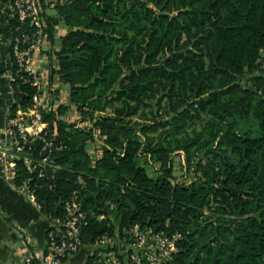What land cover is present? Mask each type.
<instances>
[{
	"label": "trees",
	"instance_id": "obj_1",
	"mask_svg": "<svg viewBox=\"0 0 264 264\" xmlns=\"http://www.w3.org/2000/svg\"><path fill=\"white\" fill-rule=\"evenodd\" d=\"M55 5L57 18L44 16L51 38L59 21L68 26L56 56L71 102L89 99L100 111L109 104L112 113L95 118L105 144L93 163L88 132L47 115L55 142L62 143L52 151L58 166L38 176L19 164V177H32L41 209L53 216L57 205L60 215L62 201L79 188L90 239L114 222L149 225L180 233L167 264H264V73L241 82L264 61V0ZM14 25L13 18V31ZM24 28L33 25L27 21ZM13 85L28 106L36 86L18 78ZM194 119L202 120L201 130L179 134ZM202 137L203 145L224 149L213 158L216 166L173 182L166 166L172 150L188 151ZM41 143L34 140L35 152ZM147 155L160 162L154 173L142 161Z\"/></svg>",
	"mask_w": 264,
	"mask_h": 264
},
{
	"label": "built area",
	"instance_id": "obj_2",
	"mask_svg": "<svg viewBox=\"0 0 264 264\" xmlns=\"http://www.w3.org/2000/svg\"><path fill=\"white\" fill-rule=\"evenodd\" d=\"M65 1L10 0L15 25L10 65L3 72L7 94L0 119V173L13 188L37 204L32 177L20 178L19 164L23 163L29 171L37 169L38 176L47 175L49 167L58 166L52 151L61 148L62 143L55 142L45 115L55 106L50 102L43 105L45 80L37 67L36 54L49 40L44 12ZM27 21L33 25L31 30L24 28ZM17 78L36 86L26 107L15 93L13 83ZM36 139L42 141L37 155L33 144ZM61 205V214L48 226L41 246L35 245L26 231L17 232L20 243L28 248L21 264H167L177 250L179 232L168 234L149 225L114 222L112 227L88 238L85 229L89 210L82 204L79 188H74Z\"/></svg>",
	"mask_w": 264,
	"mask_h": 264
},
{
	"label": "crops",
	"instance_id": "obj_3",
	"mask_svg": "<svg viewBox=\"0 0 264 264\" xmlns=\"http://www.w3.org/2000/svg\"><path fill=\"white\" fill-rule=\"evenodd\" d=\"M12 22L10 0H0V119H2V109L7 94V79L3 72L10 65V42L14 33ZM66 27L63 22L55 24L53 37L49 36L48 42L36 54L37 67L45 80L43 105L50 102V105L55 106L54 110L46 112V117L54 113L58 118L67 119L64 113L65 106L62 104L73 103L66 90L68 82L61 79L57 71L56 50L60 47V38ZM74 117L77 119L78 114L75 113ZM88 152L91 161L95 162L102 151L98 152L96 149V151ZM50 225H52L50 214L43 211L39 203H35L13 188L0 173V264H21L22 257L28 248L18 240L19 230L26 231L35 241L34 244L41 246Z\"/></svg>",
	"mask_w": 264,
	"mask_h": 264
},
{
	"label": "rangeland",
	"instance_id": "obj_4",
	"mask_svg": "<svg viewBox=\"0 0 264 264\" xmlns=\"http://www.w3.org/2000/svg\"><path fill=\"white\" fill-rule=\"evenodd\" d=\"M54 6L56 5L50 6L48 8L47 14L48 15L51 14L52 16H55V18H57L58 13ZM61 22L63 21H59L58 23ZM67 29L68 26L66 27V29H64V31H67ZM254 73H264V61L256 71L247 73L243 77H241V82H243L244 84H250L251 83L250 76ZM66 90L68 95H70L69 94L71 90L70 83L66 85ZM93 96L95 97L96 95L94 94ZM88 100L89 99L84 101L80 106H79L80 103H75V102L71 103L70 105L67 104H62V105L65 106L64 113H65V117L67 118L66 122L77 124L78 127L83 128V130L88 132L87 133L88 135L85 138L86 149L91 152L96 151V149H98V152H100L102 151V147L105 144L104 143L105 134L101 133L99 127L95 124V118L99 114H101V112L111 114L112 106L108 104L104 110L100 111L98 109H93L91 104L88 103ZM57 107L59 108V106ZM75 113L78 114L77 119L74 117ZM131 118L132 120L137 119L139 122L146 121V118H144L143 115L140 116L132 115ZM201 122L202 120L200 119H194V121L188 122L184 130H181L179 134H182L183 131L190 132V134H192L193 130L200 131L202 125ZM138 126H139L138 124H135V127L138 128ZM163 129L164 128L159 127L152 134L157 136L159 132L163 131ZM206 141L207 140L205 139V137H202L201 139L190 145L188 151H186L183 148H174L172 150L169 159L166 163V166L170 169V178L173 182H181V183L189 182L196 175H201L202 170H204L205 168L209 169L212 165L216 166L215 164L216 161L213 162L214 160L213 158H216L215 154L218 153L223 154L224 149L215 148L213 147L214 144L203 145V143ZM142 161L147 166V170L150 173H154L160 167V162L153 160L152 158H149V155H147V157H143Z\"/></svg>",
	"mask_w": 264,
	"mask_h": 264
},
{
	"label": "water",
	"instance_id": "obj_5",
	"mask_svg": "<svg viewBox=\"0 0 264 264\" xmlns=\"http://www.w3.org/2000/svg\"><path fill=\"white\" fill-rule=\"evenodd\" d=\"M46 209V208H45ZM56 211H57V205L55 206L54 210H53V216H52V221H51V224L53 225L54 224V221L56 219Z\"/></svg>",
	"mask_w": 264,
	"mask_h": 264
}]
</instances>
